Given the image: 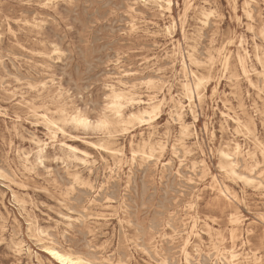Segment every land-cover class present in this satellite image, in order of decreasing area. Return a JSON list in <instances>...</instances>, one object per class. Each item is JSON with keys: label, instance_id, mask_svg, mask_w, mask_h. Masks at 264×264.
<instances>
[{"label": "rangeland", "instance_id": "1", "mask_svg": "<svg viewBox=\"0 0 264 264\" xmlns=\"http://www.w3.org/2000/svg\"><path fill=\"white\" fill-rule=\"evenodd\" d=\"M71 1L0 0V264H58L43 249L50 242L88 255V258L103 264L105 260L114 264H159L161 258L167 260L168 264H185L180 252V241L190 231V214L197 216L195 230L202 237L201 241H197L191 236V245L200 244L203 251L210 250L209 256L203 252L200 262L225 264V253L224 256L218 253L217 258H213L216 251L212 244L216 242L214 244L218 249L231 245V224L228 219L235 209L245 216V226L233 241L236 250L244 256L246 253L252 257L261 255L264 262V221L259 219V215L264 217V182L256 188V183L251 184L229 174L221 168L225 160L218 154L221 147L236 140L243 145L244 152L251 151L256 160L253 159L258 161L260 167H264V158L254 141L258 139L264 144V0L250 1L252 22L243 13L244 0H191L192 4L188 6L186 0H178L172 12L175 26L168 33L162 27L168 24L169 18L158 13L152 0ZM202 7L212 10L206 24L201 23ZM132 15L138 23L137 29H130ZM240 42L249 51L246 68L253 86L247 81L235 57ZM7 44L11 45L8 47ZM219 50L231 53L226 71L221 67L222 56L217 55ZM189 54L196 59L194 62ZM210 55L214 56V61L208 70ZM182 59L187 65L186 75L181 69ZM190 70L210 76L205 86L203 103L199 105L194 98L192 104L198 115V120L194 122L197 138L190 131L188 135L181 136L177 122L170 116V96H173L180 98L186 105L183 111L185 122L193 123L187 99L181 89V82L185 78L192 82ZM123 71L129 75L123 76ZM149 78L152 84L148 85L146 81ZM117 80H122L142 99L150 94L166 97L160 115L151 122L156 131L152 141H163L164 151L156 147L151 157L139 153L132 158L131 148L136 146L131 147L129 140L133 138L138 143L141 134L146 136L151 130L148 124L137 121L110 129L114 141L108 146L116 151L121 148L122 155L116 152L112 155L101 147L86 143V140L107 139L105 130L84 128L70 121L64 122V132H58L55 140L50 138L44 122L36 113L44 112L54 119H60L62 109L70 111L76 107L95 120L107 103V85H118ZM41 81L46 82L44 88L39 84ZM57 87L61 89L60 95L57 94ZM238 104L240 106L237 107ZM30 106L36 113L32 112ZM226 106L230 109H226ZM130 109L125 104L124 110ZM221 112L238 115L242 123L248 125L250 133L242 126L237 127L230 119H225L220 115ZM33 138L47 142L41 157L42 164L37 159V146L32 142ZM182 142L191 150L190 155L182 153ZM62 143L88 152L87 163L74 160ZM170 147L177 148L179 158L173 155ZM24 154L29 155L30 167L34 168L22 167L21 157ZM200 160L205 162L209 170L202 169ZM249 161L239 159L240 167L237 165L236 170L243 172L245 167L250 166ZM162 163L165 166L162 167ZM192 163L195 164L194 168ZM74 173L79 179L74 180ZM212 176L217 180L216 187L228 188L234 198L220 196L213 189ZM13 194L17 200H13ZM66 215L71 219H66ZM29 222H32L30 226ZM203 223H209L222 237L211 242L202 230ZM247 227L251 228L248 233ZM219 241L220 244L217 243ZM154 247L159 249V255L154 254ZM190 252L195 256L193 251ZM192 263L195 264V261Z\"/></svg>", "mask_w": 264, "mask_h": 264}, {"label": "bare ground", "instance_id": "2", "mask_svg": "<svg viewBox=\"0 0 264 264\" xmlns=\"http://www.w3.org/2000/svg\"><path fill=\"white\" fill-rule=\"evenodd\" d=\"M250 1L251 0H244V3H243V13L245 14V16L247 17V19L251 20V22L253 21L252 18V9L250 7ZM70 2V1H69ZM73 3V0L71 1ZM124 2V1H123ZM153 4L156 6V8L158 9V13L162 16H167V18H169V21H168V24H164L162 29L164 31H166L167 33L172 30V28L175 26V20H174V17L172 15V12H173V8H174V4L175 5H178V0H152ZM187 2V6L192 3L191 0H186ZM5 3V2H4ZM34 3V2H33ZM109 3V2H108ZM113 3V2H112ZM130 3V2H129ZM132 3V2H131ZM255 3V2H254ZM36 4V3H34ZM51 4V3H50ZM107 4V3H106ZM105 4V5H106ZM110 4V3H109ZM70 5V4H69ZM124 5V4H122ZM137 5V4H136ZM253 5V4H252ZM55 6V5H54ZM74 6V5H73ZM127 6V5H126ZM138 6V5H137ZM102 7V6H101ZM114 7V6H113ZM124 8H126L124 6ZM135 8V7H134ZM147 8V7H145ZM256 8H259V7H256ZM55 9V8H54ZM97 9V8H96ZM138 9V8H137ZM9 10V9H7ZM132 11H134L132 8H131ZM97 11V10H96ZM95 11V12H96ZM138 11V10H136ZM140 11V10H139ZM146 12V10H144ZM27 12V11H26ZM115 12V11H113ZM30 13V12H29ZM37 13V12H36ZM86 13V12H85ZM154 13V12H153ZM157 13V14H158ZM74 14V13H73ZM174 14V13H173ZM212 14V10H210L209 8H206V7H202L201 10H200V16H201V23L203 24H206L208 19H209V16ZM20 15V14H19ZM128 15V14H127ZM148 15V14H147ZM256 15V14H255ZM59 16V15H58ZM115 16V15H114ZM124 16V14H123ZM149 16V15H148ZM147 16V17H148ZM258 16V14H257ZM145 17V16H144ZM217 17H218V14H217ZM220 17V16H219ZM245 17V18H246ZM66 18V17H65ZM89 18V17H88ZM87 18V19H88ZM116 18V17H115ZM151 18V17H150ZM153 18V17H152ZM6 19V18H5ZM64 19V18H63ZM162 19V18H161ZM183 19V18H182ZM218 19V18H217ZM75 20V19H73ZM180 20V19H179ZM257 20V18H256ZM145 21V20H144ZM200 21V20H199ZM115 22V21H114ZM96 23V22H95ZM149 23V21H148ZM153 23V22H152ZM37 24V23H36ZM137 24L134 20V16L132 15L131 16V22H130V29H137ZM145 24V23H144ZM185 24V23H184ZM246 24V23H245ZM215 25V24H214ZM78 26V25H77ZM100 26V25H99ZM183 26V25H182ZM248 26V25H247ZM82 27V26H81ZM90 27V26H89ZM250 27V25H249ZM68 28V27H67ZM83 28V27H82ZM108 28V27H107ZM182 28V27H181ZM117 29V28H116ZM119 29V28H118ZM69 30V29H68ZM84 30V29H83ZM113 29H111V32H112ZM115 30V29H114ZM182 30V29H181ZM247 30V29H246ZM29 31V30H28ZM119 31V30H118ZM160 31V30H159ZM174 31V30H173ZM250 31V30H249ZM252 31V30H251ZM250 31V32H251ZM213 32V31H212ZM124 33V32H123ZM130 33V32H128ZM173 33V32H172ZM253 33V32H252ZM99 34V33H97ZM186 34V33H185ZM14 36V35H13ZM205 36V35H204ZM88 37V36H87ZM182 38V37H181ZM261 38V37H260ZM2 39V38H1ZM187 39V38H186ZM189 39V38H188ZM199 39V38H198ZM61 40V39H59ZM190 40V39H189ZM254 40V39H253ZM264 40V39H262ZM21 41V40H20ZM188 41V40H187ZM200 41V40H199ZM190 42V41H189ZM9 43V42H8ZM231 44V43H230ZM11 45V44H10ZM9 45V46H10ZM87 45V44H86ZM157 45V44H156ZM180 45V43H179ZM194 45V44H192ZM201 45V44H200ZM209 45H210V42H209ZM8 46V44H7ZM8 46V47H9ZM77 46V45H76ZM118 46V45H117ZM203 46V45H202ZM225 46V45H224ZM199 47V46H198ZM255 47V46H254ZM92 48V47H91ZM129 48V47H128ZM239 50L237 51L235 57H236V60H237V63L239 64L240 68H241V71L243 72V74L246 76V79L247 81L249 82V84H251L253 86V83L251 81V79L249 78V75H248V72H247V68H246V60L247 58L249 57V51L243 46V43L240 42V45H239ZM258 48H260L258 46ZM94 49V48H93ZM104 49V48H103ZM101 49V50H103ZM199 49V48H198ZM206 49V48H205ZM221 49H224V48H221ZM13 50V49H12ZM16 50V49H15ZM79 50V49H78ZM110 50V49H109ZM204 50V49H203ZM256 50V49H255ZM24 51V50H23ZM51 53H52V50H50ZM49 51V52H50ZM175 51V50H174ZM173 51V52H174ZM197 51V50H196ZM207 51V50H206ZM100 52V50H99ZM135 52V51H134ZM199 52V50H198ZM209 52V51H208ZM207 52V53H208ZM14 53V52H13ZM54 53H57L56 51H54ZM206 53V54H207ZM15 54V53H14ZM93 54V53H91ZM105 55V54H104ZM115 55V54H114ZM119 55V54H118ZM126 55V54H125ZM167 55V54H166ZM190 55V54H189ZM208 55V54H207ZM217 55H220L222 56V66L224 71L227 70L228 68V64H229V59H230V56H231V53L229 51H223V50H219L217 51ZM45 56V55H43ZM42 56V57H43ZM102 56V55H101ZM198 56V55H197ZM41 57V58H42ZM46 57V56H45ZM183 57V56H182ZM258 57V56H257ZM190 59H192V61L194 62L196 59H194L192 57V55L189 56ZM44 59V57H43ZM99 59V58H98ZM96 59V60H98ZM201 59V58H200ZM199 59V60H200ZM49 60V59H48ZM139 60V59H138ZM142 60V58H141ZM51 61V60H50ZM71 61V60H70ZM105 61V60H104ZM206 61V59H205ZM208 70H210L213 66V61H214V56L213 55H210L209 58H208ZM98 62V61H97ZM100 62V61H99ZM111 62V61H110ZM192 62V63H193ZM258 62V61H257ZM44 63V62H43ZM106 63V62H105ZM196 63V62H195ZM194 63V64H195ZM200 63V62H199ZM48 63H46L47 65ZM181 69L184 73V75H186V72H187V65L185 63V61L182 59L181 60ZM50 65V64H49ZM91 65V64H89ZM196 65V64H195ZM203 65V64H201ZM88 66V65H87ZM68 67V66H67ZM202 67V66H201ZM45 68V67H44ZM47 68V67H46ZM45 68V69H46ZM89 68H91L89 66ZM51 69V68H50ZM76 69V68H75ZM180 69V68H179ZM49 70V69H48ZM207 70V69H206ZM207 70V71H208ZM251 70V69H250ZM45 71V70H44ZM50 71V70H49ZM87 71V70H86ZM89 71V70H88ZM77 72V71H76ZM62 73V72H61ZM87 73V72H86ZM102 73V72H101ZM100 73V74H101ZM116 73V72H115ZM179 73V72H178ZM182 73V74H183ZM207 73V72H206ZM210 73V72H209ZM46 74V73H45ZM52 74V73H51ZM65 74V73H64ZM66 75V74H65ZM99 75V74H98ZM123 76L125 75H129V73H127L126 71H123L122 73ZM182 75L184 78L185 76ZM190 75L192 77V82L190 83L189 80H187L186 78L181 82V89L183 90V93L185 94V98L187 99V106L189 107V110L192 114V117H193V123H186L184 118H183V111L186 107V105H184V103L181 101L180 98H174L173 96H170V101L172 103L171 107L172 109L170 110V116L173 117V119L177 122L178 124V128H179V133L181 134V136H186L189 134V131L192 132V135L194 137L197 138V133H196V130H195V125H194V122H196L198 120V115L196 114V112L194 111V109L192 108V104H193V101L194 98H196L197 102L199 103V105H201L203 103V100H204V97H205V90H206V83L209 81L210 79V76H203L202 74H198L197 71H194V70H190ZM223 75V74H222ZM227 75H229L227 73ZM48 76V75H47ZM261 75H259L260 77ZM97 77V76H96ZM231 77V75H230ZM232 77H234L232 75ZM60 78V77H59ZM143 79V78H142ZM235 79V78H234ZM238 79V78H237ZM237 79L235 81H237ZM264 79V78H262ZM1 80V79H0ZM132 80V79H130ZM233 80V79H232ZM47 81V79H46ZM141 81V80H140ZM146 81V80H145ZM157 81V80H156ZM234 81V82H235ZM16 82V81H15ZM49 82V81H48ZM52 82V80H51ZM50 82V83H51ZM54 82V81H53ZM72 82V81H70ZM85 82V81H84ZM117 84L119 85H116V84H108L107 85V91H108V94L106 95V99H107V103L105 104L104 106V109H103V112L98 115L96 117L95 120H91L89 118V116L87 114H85L84 112H82L79 108H73L71 109L70 111H66L65 109H62L60 111V119H54L53 117L49 116L48 114L42 112V113H36L35 112V109L30 106V109L32 108V112L34 111L36 113V115H38L42 121L44 122L48 132H49V135H50V138L55 140L57 138V133L58 132H64L63 130V127L62 125L64 124V122L66 121H70L76 125H79V126H82L84 128H88V127H94V128H97L96 125L97 123H102V127H99L97 129H100V130H105L107 133H108V136H107V139H98L97 141H92V140H86V143L89 144L90 146L92 147H101L103 149H105L106 151H109V153H111L112 155L116 152V153H119L120 155L123 154L122 152V149L120 148L119 150H114L112 148H110L108 146L109 143H112V140L111 138L113 137L111 135V131L110 129H115V127H119V126H125L127 124H130L134 121H137L138 123H145V124H148L149 125V128H151V130L147 133L146 136H143L141 134V138H140V141L138 143H135L133 138H131L129 140V143H130V146L132 147V145H135L136 147H133L131 148V154H132V158H134L137 154H141V155H145L147 158L148 157H151L152 156V152H155L154 150L157 148H159L160 150L164 151V148H165V144L163 141H158L156 143V141H152L153 137L156 135V131L155 129L153 128V125H151V122H153L154 120H156L158 118V116L160 115V110H161V106L165 103L166 101V97L165 96H162L161 98H159L156 94H150V95H147L146 99H142L138 94H136L132 88H129V87H126L125 84L122 82V80H117L116 81ZM230 82V81H229ZM61 83V82H60ZM59 83V84H60ZM142 83V82H141ZM145 83V82H144ZM146 83L149 84H152V81L150 80H147ZM179 83V82H178ZM264 83V82H263ZM41 85L42 88H44L46 86V82H43L41 81L39 83ZM135 84V82H134ZM133 84V85H134ZM157 84V83H156ZM155 84V85H156ZM165 84V83H164ZM4 85V84H3ZM8 85V84H7ZM154 85V86H155ZM75 86V84H74ZM122 86H125V87H122ZM146 86V85H145ZM151 86V85H150ZM177 86V85H176ZM203 87L202 89L200 87ZM263 86V85H261ZM52 87V86H51ZM50 87V88H51ZM149 87V86H148ZM159 87V85H158ZM258 87V85H257ZM58 90H57V94L60 95L61 94V89L59 87H57ZM157 88V86H156ZM164 88V87H163ZM162 88V89H163ZM233 88V87H232ZM32 89V88H31ZM84 89V88H83ZM105 89V88H104ZM151 89V88H150ZM176 89V88H175ZM215 90V89H214ZM4 91V90H3ZM151 91V90H150ZM63 92V91H62ZM3 93V92H2ZM11 94V93H10ZM8 95V94H7ZM175 95V94H174ZM1 96V95H0ZM14 96V95H13ZM62 96V95H61ZM97 96V95H96ZM3 97V96H2ZM11 97V95H10ZM59 97V96H58ZM68 97V96H67ZM233 97V96H232ZM7 98V97H6ZM225 98V96H224ZM10 99V98H9ZM14 99V98H13ZM34 99V98H33ZM97 99V98H96ZM8 101V100H7ZM6 101V102H7ZM35 101V100H34ZM226 101V100H225ZM229 102V101H228ZM263 102H264V99H263ZM30 103V102H29ZM125 104H127L128 106L131 107L130 110L128 111H125ZM194 105V104H193ZM231 105V104H230ZM53 106V105H52ZM225 106V104H224ZM240 106L239 104L237 105V107ZM41 108V107H40ZM54 108V107H53ZM226 109H230L229 107H225ZM240 108V107H239ZM214 109V108H213ZM241 109V108H240ZM57 110V109H56ZM59 110V109H58ZM48 111V109H47ZM229 111V110H228ZM18 112V111H17ZM33 112V113H34ZM234 113V111H232ZM3 115V114H2ZM225 119H230L232 122H234L236 124L237 127H240L242 126L243 129H245V131L247 133H250V129L248 127L247 124L245 123H242L240 117L238 115H230L228 113H224V112H221V114ZM263 116V115H262ZM76 117L77 120H85V121H88L89 123L88 124H82V123H78L77 120H74L73 118ZM173 121V120H172ZM261 125V124H260ZM128 127V126H127ZM132 127V125H131ZM125 129V127H122ZM120 129V128H119ZM128 129V128H126ZM131 129V128H130ZM222 129V128H221ZM236 129V128H235ZM232 130V129H231ZM122 131V130H121ZM130 131V130H128ZM127 131V132H128ZM169 131V130H167ZM237 132V130H235ZM114 132V130H113ZM125 132V131H124ZM123 132V133H124ZM242 134V133H240ZM140 136V134H139ZM254 136V135H253ZM252 137V136H251ZM186 138V137H185ZM23 139V138H22ZM3 140V139H2ZM203 140V139H202ZM248 140V139H247ZM250 141V140H249ZM255 141V145L259 148V150L261 151L260 152V155H262L261 157L264 158V144L259 141L258 139H254ZM32 142L37 146V151H36V156H37V159L39 160L40 164H42V160H41V157H42V154L47 146V142L45 141H41L39 139H35L33 138L32 139ZM166 143V142H165ZM179 143V142H178ZM63 146H65V148L69 151V153L72 155L73 159L74 160H78L80 161V163H83V164H86L87 161H88V157H89V153L86 152L85 150H80L78 149L77 147L73 146V145H70V144H66V143H62ZM254 145V143H253ZM243 146V145H242ZM242 146L241 144L236 141V140H233L231 144L229 145H224V147H221L219 149V155L220 157H222L224 160H225V165H221V168L224 169L226 172H229V174H232L234 176H237L241 179H243L244 181L248 182V183H256V188L259 187V186H262L263 185V182H264V167H260L258 161H255L256 159L254 158V155L251 151H243L242 149ZM124 147V145H123ZM172 148V153L174 156H176L177 158L178 157V154H177V148L176 147H170ZM180 149L183 151L182 153H185V154H189L191 152V150L188 148V146L185 144V143H181L180 144ZM199 149V148H198ZM248 149V148H247ZM10 150V149H9ZM210 150V149H209ZM24 151V150H23ZM256 152V151H255ZM25 153V152H24ZM99 154V153H98ZM80 155V156H79ZM190 155V154H189ZM100 156V154H99ZM144 156V157H145ZM160 156V155H159ZM158 156V157H159ZM184 156V155H182ZM140 157V156H139ZM20 158V157H19ZM101 158V157H100ZM131 158V157H130ZM147 158H146V161H147ZM255 160H254V159ZM102 159V158H101ZM170 159V158H169ZM239 159H242L244 161H247L248 159L250 160V166L249 167H245L244 171L242 172H238L236 170L237 168V165H238V160ZM18 160V159H17ZM21 160H22V167L25 168V169H30V168H34V167H30L31 166V162L29 160V155L28 154H24L23 157H21ZM117 160V159H116ZM172 160V159H171ZM3 161V160H2ZM19 161V160H18ZM112 161V160H111ZM157 161V159H156ZM4 162V161H3ZM61 162V161H60ZM131 162V161H130ZM153 162V161H152ZM248 162V163H249ZM105 163V162H104ZM168 163V162H167ZM182 163V160L180 159L179 160V164ZM199 163L201 164L202 166V169L204 171L206 170H209L207 165L205 164V162L203 160H200ZM138 164V163H137ZM158 164V163H157ZM190 164V163H189ZM71 165V164H69ZM80 165V164H79ZM113 165V164H112ZM262 165V164H261ZM3 166V165H2ZM21 166V165H20ZM49 166V165H48ZM63 166V165H62ZM75 166V165H74ZM91 166V165H90ZM100 166V165H99ZM120 166V165H119ZM139 166V165H138ZM144 166V165H143ZM165 166V163H162V167ZM180 166V165H179ZM218 166V165H217ZM220 166V164H219ZM239 166V165H238ZM140 167V166H139ZM156 167V166H155ZM192 167L194 168L195 167V164L192 163ZM240 167V166H239ZM76 168V167H74ZM129 168V167H128ZM168 168V167H167ZM183 168V166H182ZM181 168V169H182ZM219 168V167H218ZM9 169V168H6V170ZM39 169V168H38ZM43 169V168H42ZM63 169V168H61ZM66 169V167H65ZM118 169V168H117ZM163 169V168H162ZM191 169V168H190ZM201 170V168H199ZM55 170V169H54ZM185 170V169H184ZM241 170V169H240ZM32 171H35V170H32ZM45 171V170H44ZM83 172V170H81ZM140 171V170H139ZM142 171V170H141ZM155 171V170H154ZM165 171V170H164ZM188 171V170H187ZM202 171V170H201ZM1 172V171H0ZM90 172V170H89ZM109 172V170H108ZM169 172V171H168ZM172 172V171H171ZM184 172V171H183ZM192 172V171H191ZM198 172V171H197ZM200 172V171H199ZM58 173V172H57ZM194 173V172H193ZM203 172H201L200 174H202ZM144 174V173H143ZM164 174V173H163ZM166 174V173H165ZM183 174V173H182ZM10 175V174H9ZM48 175V174H47ZM51 175V174H50ZM116 175V174H115ZM161 175V174H160ZM198 175V173H197ZM203 175V174H202ZM226 175V174H225ZM12 176V175H11ZM22 176V175H20ZM73 178L74 180H77L79 179V176L77 175V173H74L73 175ZM143 176V175H142ZM141 176V177H142ZM162 176V175H161ZM201 176V175H200ZM24 177V176H23ZM101 177V176H100ZM103 177V176H102ZM168 177V176H167ZM166 177V178H167ZM188 177V176H187ZM204 177V175H203ZM1 178V177H0ZM26 178V177H25ZM50 178V177H49ZM67 178V177H66ZM143 178V177H142ZM165 178V179H166ZM202 178V177H201ZM5 179V177H4ZM51 179V178H50ZM70 179V178H69ZM160 179V178H158ZM164 179V178H163ZM194 179V178H193ZM197 179V178H196ZM204 179V178H203ZM6 180V179H5ZM53 180V179H52ZM62 180V178L60 179V181ZM138 180V179H137ZM183 180V179H182ZM181 180V181H182ZM191 180V179H189ZM9 181V180H8ZM73 181V179H72ZM71 181V182H72ZM103 181V179H102ZM142 181V180H141ZM140 181V182H141ZM146 181V180H145ZM150 181V180H149ZM162 181V180H161ZM211 181H212V184H213V189H216L217 193L220 195V196H223L224 198H234V196L229 192L228 188L226 187H216L217 185V180L215 178V176H212L211 177ZM10 182V181H9ZM22 182V180H21ZM53 182V181H52ZM55 182V180H54ZM184 182V181H183ZM13 183V182H12ZM15 183V182H14ZM145 183V182H144ZM163 183V182H162ZM168 183V182H167ZM186 183V182H185ZM187 183H189L187 181ZM196 183V182H195ZM3 184V183H2ZM18 184V183H17ZM55 184V183H54ZM73 184V183H72ZM96 184V183H95ZM141 184V183H140ZM155 184V183H154ZM199 184V183H198ZM16 185V183H15ZM20 186V184H18ZM77 185V184H76ZM152 185V184H151ZM192 185V184H191ZM5 186V185H4ZM14 186V185H13ZM136 186V185H135ZM148 186V185H147ZM154 186V185H153ZM172 186V185H171ZM174 186V185H173ZM182 186V185H181ZM193 186V185H192ZM23 186L21 185V188ZM62 187V186H61ZM64 187V185H63ZM145 187V185L143 186ZM151 187V186H150ZM167 188V186H165ZM169 187V186H168ZM196 187V186H195ZM10 188V187H9ZM8 188V189H9ZM18 188V187H17ZM20 188V189H21ZM25 188V186H24ZM72 188V187H71ZM149 188V187H148ZM148 188L146 190H148ZM161 188V187H160ZM173 188V187H172ZM187 188V187H186ZM203 188V187H202ZM23 189V188H22ZM60 189V188H59ZM79 189V188H78ZM85 189V188H84ZM89 189V188H87ZM100 189V188H99ZM98 189V190H99ZM136 189V188H135ZM143 189V188H142ZM154 189V188H153ZM169 189V188H168ZM179 189V188H178ZM188 189V188H187ZM43 190V189H42ZM46 190V189H45ZM90 190V189H89ZM101 190V189H100ZM166 190V189H165ZM170 190V189H169ZM182 190V189H181ZM192 190V189H190ZM48 191V190H46ZM77 191V190H76ZM92 191V190H91ZM90 191V192H91ZM155 191V190H154ZM162 191V189H161ZM173 191V190H172ZM185 191V190H184ZM72 193V191H70ZM141 192V191H140ZM168 192V190H167ZM175 192V191H174ZM187 192V191H186ZM13 193V191H12ZM11 193V194H12ZM70 193V194H71ZM143 193V191H142ZM155 193V192H154ZM165 193V192H164ZM59 194V193H58ZM67 194V193H66ZM82 195V193H80ZM85 194V193H84ZM131 194V193H130ZM170 194V193H169ZM181 194V193H180ZM25 195V194H24ZM87 195V194H86ZM103 195V194H102ZM107 195V194H106ZM143 195V194H142ZM151 195V194H149ZM156 195V194H155ZM18 196V195H17ZM28 196V195H26ZM60 196V195H58ZM77 196V195H76ZM110 196V195H109ZM131 196V195H130ZM145 196V195H143ZM153 197H155L153 194H152ZM13 200H17L16 196L13 194ZM62 197V196H60ZM83 197V196H82ZM100 197V196H99ZM152 197V198H153ZM236 197V196H235ZM107 198V197H106ZM111 198H112V195H111ZM150 197H148L149 199ZM163 198V197H162ZM166 197H164L165 199ZM172 198V197H171ZM198 198V197H196ZM237 198V197H236ZM75 199V197H74ZM108 199V198H107ZM106 199V200H107ZM140 199H141V195H140ZM144 199V198H143ZM147 199V197H146ZM163 199V200H164ZM187 199V198H186ZM238 199V198H237ZM3 200V199H2ZM31 200V199H30ZM111 200V199H110ZM150 200V199H149ZM152 200V199H151ZM234 200V199H233ZM242 200V199H241ZM19 201H22V200H19ZM76 201H79V199H77ZM82 199H80V203H81ZM94 201V198L92 199L91 202ZM97 201V200H96ZM115 201V200H114ZM141 201V200H140ZM173 201V200H172ZM175 201V200H174ZM230 201V200H228ZM3 202V201H2ZM23 202V201H22ZM149 202V201H148ZM153 202V201H152ZM160 202V201H159ZM164 202V201H163ZM238 202V201H237ZM17 203V202H16ZM21 203V202H20ZM19 203V204H20ZM42 203V202H41ZM118 203V202H117ZM146 203V201H145ZM154 203V202H153ZM23 204V203H22ZM31 204V203H30ZM141 204V202H140ZM239 204V203H238ZM25 205V204H24ZM46 205V204H45ZM81 205V204H80ZM88 205V204H87ZM136 205V204H135ZM111 206V205H110ZM117 206V205H116ZM131 206V205H130ZM140 206V205H139ZM142 206V205H141ZM157 206V205H156ZM160 206V205H159ZM163 206V205H162ZM112 207V206H111ZM137 207V206H135ZM149 208V206H147ZM151 207V206H150ZM248 207V206H247ZM3 208V207H2ZM16 208V207H15ZM22 208V207H21ZM50 208V207H48ZM152 208V207H151ZM155 208V207H154ZM171 208V207H170ZM188 208V207H187ZM192 208V206H191ZM229 208V207H228ZM10 209V208H9ZM25 209V208H24ZM23 209V210H24ZM143 209V208H142ZM164 209V208H163ZM193 209V208H192ZM22 210V209H21ZM22 210V211H23ZM136 210V209H134ZM188 210V209H187ZM191 210V209H190ZM25 211V210H24ZM74 211V209H73ZM80 211H82V209H80ZM85 212V210H83ZM116 211V210H115ZM127 211V210H126ZM69 212V211H68ZM130 212V211H129ZM135 212V211H134ZM133 212V213H134ZM192 212V211H191ZM9 213V212H8ZM20 213V212H19ZM115 213V212H114ZM117 213V212H116ZM13 214V213H12ZM28 214V213H27ZM44 214V213H43ZM77 214V213H76ZM79 214V213H78ZM118 214V213H117ZM155 214V213H154ZM1 215V214H0ZM46 215V214H45ZM60 215V214H59ZM116 215V214H114ZM230 223L231 224V227H230V231H229V238L231 240V245L229 246V248H226V247H223L222 249H218V246L215 245L214 242L212 244V248L216 251V253H214V257L213 258H217V255L218 253L222 254V256H224V253H225V260H226V263L225 264H264V262H262V258H261V255H253L252 256H247V253H246V256H244L241 252H238L236 250V246H234L233 244V241L236 239V237L241 234V231L243 230L244 226H245V216L242 215V213L238 210V209H235L233 210L230 214ZM2 216V215H1ZM62 216V215H60ZM89 215H87V218H88ZM147 216V215H146ZM158 216V215H157ZM156 216V217H157ZM160 216V214H159ZM188 216V215H187ZM205 216V215H204ZM8 217V216H7ZM119 217V216H118ZM142 217V216H141ZM208 217V216H206ZM4 218V217H3ZM15 218V217H14ZM66 219H71L70 216H65ZM91 218V217H90ZM98 218V217H97ZM143 218V217H142ZM152 218V217H151ZM159 218V217H158ZM205 218V217H204ZM76 219V218H75ZM189 219H190V231L187 233V235L185 237H181V241H180V252H181V255L183 256V259H184V263L185 264H193L192 262L195 261V264H202L200 262V258L203 254V249L200 247V244H192L190 243V240H191V236H193L194 238H196L197 241H201L202 240V237H201V234L199 231L195 230L196 226H197V223H198V219H197V216L196 215H192L190 214L189 215ZM215 219V218H214ZM259 219L264 221V217L262 215H259ZM16 220V219H15ZM79 220V218H78ZM83 219H81L82 221ZM212 220V219H211ZM7 221V220H6ZM13 221V220H12ZM124 221V220H123ZM131 221V220H130ZM181 221V220H180ZM203 221V220H202ZM5 222V221H4ZM14 222V221H13ZM132 222V221H131ZM137 222V221H136ZM145 222V221H143ZM142 222V223H143ZM150 222V221H149ZM161 222V221H160ZM179 222V221H178ZM183 222V221H182ZM16 223V222H15ZM19 223V222H18ZM119 223V222H118ZM180 223V222H179ZM214 223V222H213ZM32 224V222H29V226ZM83 224V222H82ZM108 224V223H107ZM163 224V222H162ZM185 224V223H184ZM68 225V224H67ZM97 225V224H96ZM106 225V223H105ZM118 225V224H117ZM120 225V224H119ZM135 225V224H134ZM153 225V224H152ZM160 225V224H159ZM11 226V225H10ZM69 226V225H68ZM67 226V228H68ZM84 226V224H83ZM122 226V225H121ZM130 226V225H129ZM150 226V224H149ZM169 226V225H168ZM172 226V225H171ZM184 226V225H183ZM18 227V226H17ZM140 227V226H139ZM146 227V226H145ZM153 228V226H151ZM188 227V226H187ZM11 228V227H10ZM121 228V227H120ZM119 228V229H120ZM149 228V227H148ZM163 228V226H162ZM173 228V227H172ZM28 231H29V228H27ZM49 230V229H48ZM56 230V229H55ZM143 229H141L142 231ZM203 232L209 237V239L211 240V242H213L215 239H218L220 238V234L218 232H215V230L213 229V227L209 224V223H203V228H202ZM13 231L15 232V229H13ZM27 231V230H26ZM123 231V230H122ZM140 231V232H141ZM146 231V230H144ZM153 231V230H152ZM251 231V228H246V232H250ZM20 232V231H19ZM30 232V231H29ZM39 233L42 234V231L39 230L38 231ZM66 232V231H64ZM78 232V231H77ZM102 232V231H101ZM143 232V231H142ZM149 232V230H148ZM202 232V231H201ZM37 233V232H36ZM88 234V233H87ZM104 235V233H101ZM108 234V233H107ZM17 235V234H16ZM46 235V233H45ZM47 236V235H46ZM51 236V235H50ZM112 236V235H111ZM15 237V236H14ZM53 237V236H51ZM57 237V236H56ZM144 237V236H143ZM142 237V238H143ZM222 237V236H221ZM114 238V236H113ZM139 238V237H138ZM33 239H36L35 237ZM39 239V238H38ZM246 239V238H245ZM221 240V239H220ZM117 241V240H116ZM129 241V240H128ZM131 241V240H130ZM142 241V240H141ZM173 241V240H172ZM23 242V241H22ZM39 242V241H38ZM54 242V241H53ZM88 242V241H87ZM132 242V241H131ZM152 242V241H151ZM89 243V242H88ZM125 243V242H124ZM134 243V241H133ZM145 243V242H144ZM220 244V241L217 242ZM246 243V242H245ZM136 244V242H135ZM150 244V243H149ZM16 245V244H15ZM102 245V244H101ZM140 245V244H139ZM162 245V244H161ZM202 245V244H201ZM105 246V245H104ZM135 246V245H134ZM159 246V244H158ZM21 247V246H19ZM137 247V245H136ZM15 248V247H14ZM17 248V247H16ZM124 248V247H123ZM122 248V249H123ZM262 248V247H261ZM27 249V248H26ZM43 249L44 251L54 260L56 261L58 264H62V262L60 260H58L55 256L52 255L53 252H56L58 253L60 256L64 257L65 260L69 261L70 264H103L101 261L100 262H97V261H94L92 260V258H88L87 256H84V255H81L79 253H75L74 251H71V250H68V249H64L62 247H59L57 245H55L54 243H48L47 245L43 246ZM96 249V248H95ZM98 249V248H97ZM104 249V248H103ZM109 249V247L107 248ZM134 249V248H133ZM16 250V249H15ZM128 250V249H127ZM146 250V249H145ZM193 251L195 256L192 255V253L190 252ZM223 250V251H221ZM13 252V249L11 250ZM19 251V250H17ZM28 251V250H26ZM100 251V250H99ZM154 251V254L155 255H159V249L154 247L153 249ZM209 249L204 253L205 256H209ZM115 252V251H114ZM213 252V251H212ZM18 253V252H17ZM20 253V252H19ZM18 253V254H19ZM95 253V252H94ZM102 253V252H101ZM117 253V252H116ZM163 253V252H162ZM110 255V254H109ZM112 255V254H111ZM117 255V254H116ZM99 256V255H98ZM108 256V255H107ZM204 256V255H203ZM132 257V256H131ZM17 258V257H16ZM29 258V257H28ZM111 258V257H110ZM120 258V257H119ZM123 258V257H122ZM208 258V257H207ZM128 259V258H127ZM113 260V259H112ZM204 260V259H203ZM207 260V259H205ZM104 261V260H103ZM106 263L105 264H114L112 262H110L109 260H105ZM170 261V259L168 260ZM173 261V260H172ZM220 261V260H219ZM18 262V261H17ZM120 262V261H119ZM180 262V260H179ZM221 262V261H220ZM118 263V262H116ZM169 263V262H168ZM167 263V260H165L164 258H161L160 259V262L159 264H168ZM171 263V262H170ZM16 264V263H15ZM40 264V263H39ZM51 264V263H50ZM123 264V262H122ZM213 264H217L215 262H213ZM223 264V263H222Z\"/></svg>", "mask_w": 264, "mask_h": 264}, {"label": "snow or ice", "instance_id": "3", "mask_svg": "<svg viewBox=\"0 0 264 264\" xmlns=\"http://www.w3.org/2000/svg\"><path fill=\"white\" fill-rule=\"evenodd\" d=\"M74 120H77L76 117L73 118ZM78 123H82V124H88L89 122L88 121H85V120H77ZM102 123H97L96 127L99 128V127H102ZM53 256H55L58 260H60L62 262V264H70L69 261L65 260L64 257L60 256L58 253L56 252H53L52 253Z\"/></svg>", "mask_w": 264, "mask_h": 264}]
</instances>
